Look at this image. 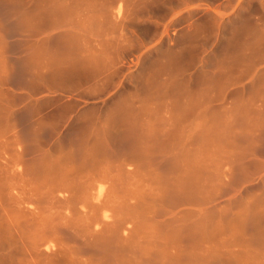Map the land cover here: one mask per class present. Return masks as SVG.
<instances>
[{
  "label": "rangeland",
  "instance_id": "1",
  "mask_svg": "<svg viewBox=\"0 0 264 264\" xmlns=\"http://www.w3.org/2000/svg\"><path fill=\"white\" fill-rule=\"evenodd\" d=\"M39 4L77 57L0 87V264H264V0H0L26 51Z\"/></svg>",
  "mask_w": 264,
  "mask_h": 264
},
{
  "label": "crops",
  "instance_id": "2",
  "mask_svg": "<svg viewBox=\"0 0 264 264\" xmlns=\"http://www.w3.org/2000/svg\"><path fill=\"white\" fill-rule=\"evenodd\" d=\"M38 10L17 11L13 14L15 17L36 18V29L40 33V48H32L29 51L25 49V43L20 38L19 29L16 26L7 27V14L0 12V87L4 88H21L26 86L21 83L22 73L32 72L35 67L41 68L42 77L51 74L52 67H56L59 57L69 58L71 65L75 62L77 52L75 49H63L59 51L56 47L50 46V36L56 32L59 20V7L50 6L49 4H39ZM23 31V30H22ZM22 47V49H20ZM261 54L258 59L261 61ZM36 58V59H35ZM37 58H40L38 61ZM7 73L9 76H4ZM11 74V77H10ZM13 75H17L15 81ZM56 86L49 82L42 81L41 88L54 91Z\"/></svg>",
  "mask_w": 264,
  "mask_h": 264
},
{
  "label": "bare ground",
  "instance_id": "3",
  "mask_svg": "<svg viewBox=\"0 0 264 264\" xmlns=\"http://www.w3.org/2000/svg\"><path fill=\"white\" fill-rule=\"evenodd\" d=\"M183 194V193H182Z\"/></svg>",
  "mask_w": 264,
  "mask_h": 264
}]
</instances>
